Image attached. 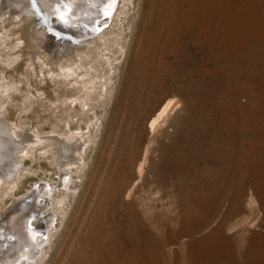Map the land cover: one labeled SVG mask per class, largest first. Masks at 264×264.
<instances>
[{"label":"rangeland","instance_id":"obj_1","mask_svg":"<svg viewBox=\"0 0 264 264\" xmlns=\"http://www.w3.org/2000/svg\"><path fill=\"white\" fill-rule=\"evenodd\" d=\"M132 1L131 22L111 27L119 5L98 33L120 30L122 44L113 33L109 49L94 51L95 59L86 54L87 68L98 60L105 76L114 66L108 57L119 64L106 110L104 97H91L90 105L67 100L59 110L42 88L55 99L56 87H64L47 80L49 86L41 73L29 85L16 68L0 63V83L8 77L20 89L0 95V112L17 128L15 139L51 135L60 121L77 134L87 133L100 116L103 123L91 148L89 142L81 146L90 158L75 183L71 211L57 224L47 263L264 264V0ZM14 19L0 20L1 30L12 33ZM38 30L34 22L28 40L21 38L26 60L19 70L31 72L25 64L32 57L45 70L65 62H54L38 45L37 38H46ZM101 91L108 92L104 86ZM172 97L181 108L170 124L151 131L154 114ZM50 149L38 145L17 164L26 175H16L12 190L1 185L0 213L37 182L59 181ZM66 179L62 189L71 184Z\"/></svg>","mask_w":264,"mask_h":264},{"label":"bare ground","instance_id":"obj_2","mask_svg":"<svg viewBox=\"0 0 264 264\" xmlns=\"http://www.w3.org/2000/svg\"><path fill=\"white\" fill-rule=\"evenodd\" d=\"M128 2L133 3L132 0L118 1L116 8L119 5L121 7H119L116 16L113 17L114 23L111 24V27L113 26L114 28L118 20L124 19L130 21L135 15L134 6H130ZM114 3L115 0H0V20L5 23L15 18L12 20L15 29L13 28L7 31H13L12 33L8 34L3 32L0 28V47L1 43H5L7 38H12V41L9 42L10 46L8 48H6V46L2 50L5 51V49H8V55L3 56L2 51H0V57L2 58L0 63L5 64V66L8 65L9 68H16L20 77L24 76V79L29 85L30 83L32 84L31 80L33 77L38 78L39 73H41L43 75V80L42 77H40L41 81H45L49 86L52 85L47 83V80L55 83L58 88L64 87L66 91H58L56 87L58 95L55 99L50 97L51 94H48V90V92L45 90L48 88L41 87L46 98L52 101L53 104H57L55 106H57L59 110L67 100L79 101L80 103L85 101L90 105L91 102L88 100H90L91 97L94 99H101V97H104L101 101H103L105 106L111 97V92H113L112 90L114 88L119 64H114L116 58L113 57V59L112 57H108L109 63L114 66L112 67L113 72L111 71V76H105L98 70V60H95V63H92V65L87 68L86 64H89L90 61H87L86 54H88L90 58L95 59L92 54L94 51H97L99 48L103 50L109 49V35L115 33V38L119 43L121 31L109 28L108 30L102 31V34H98L108 25L111 18L105 23L104 21L100 23H104L105 25L101 30L100 28L98 29L100 31H95L90 28L85 32L82 26L83 24H94L96 21L95 18H97L99 14H106ZM122 14H124L123 18ZM7 15H9V18L6 17ZM23 21H27L28 23L23 26L21 25ZM77 21H79L76 23L78 25H74ZM34 22L39 26L42 36L46 37L45 39L36 37L38 45L45 47V50L50 53L54 62L65 61L60 67L50 68L48 70L40 67L41 69H39L38 64L35 62L36 59L32 57L27 59L25 64L27 69L28 67L31 68V72L27 70L23 71L22 69L19 70L20 67L23 68L21 61L25 59L23 58L21 60V58L26 55L25 51L23 52V45H26L25 41L28 40L27 37L29 36L26 30L28 27L32 26ZM96 24L98 23L96 22ZM20 25L24 30L17 35L16 26ZM80 33L82 34L80 35ZM23 37H26V40H21ZM101 40L104 41L105 47L100 44ZM121 42L122 41H120V44H122ZM124 45H121L122 48H124ZM75 57H78V59L80 58V64L74 59ZM104 57V53L99 55V58ZM96 58L98 59V57ZM119 58L120 56L117 59ZM45 63L48 64L49 62ZM75 64L76 66L74 67L73 65ZM2 68H4V65H2ZM93 69L95 74L92 73ZM6 79L7 81L0 83V95L2 97L5 93L6 96H11V92L14 91L13 89L20 90L17 85L9 82L8 77ZM16 81L22 82L24 80L21 81L18 79ZM97 83H100L101 86L98 87V85H96ZM102 86L106 88V91H108L107 93L101 91ZM81 90L84 92L79 95ZM83 93L84 95H82ZM26 96L27 95H25V97ZM28 101H31V98ZM179 102L180 100L172 97L163 103L157 114H154V117L152 116L153 118L150 121L151 131H154L155 128L160 125L166 126L167 123L170 124L174 114H176L178 110L177 108H181ZM104 108L106 110V106ZM66 110L67 109H65V111ZM67 111L65 114H67ZM62 112L64 113V110ZM6 115L0 112V187L1 185H5L10 190L14 188L15 183L13 181L16 180V175H18V177L26 175L25 172H21V170L25 168L19 169L20 166L19 168L17 167L19 165L18 163H20V161H22L21 159L26 155H33L37 146L42 144L51 146V149L48 151L49 157L54 160L53 163L57 164L60 170L59 173L62 177L59 176V181L55 184L51 182H37L35 185H32L31 189L24 195L15 199L17 202L14 200L8 207L7 212L0 213V264H46L50 255H52V247L58 236L59 228L57 224L59 222L61 226L65 217L71 211L76 196L77 188L75 183L77 180L79 181L82 179L85 170V161L91 154H86L84 157L80 151L81 146L89 142L88 144L91 148L96 142L98 133H100V126L103 123L101 121L98 124L99 119H101L100 116L97 122L92 124L93 127L87 132L88 134H77L70 132L69 129H71V127L69 124L67 125V130L64 127V122L59 119L60 123L57 125L58 130H56L55 133L51 135H40L36 132L34 134H27L25 139L17 140L14 138V136H18L17 128L15 129L13 124L8 122ZM66 121L67 119L65 122ZM79 139L82 140V142ZM77 140H79L80 143ZM83 151H85L84 148ZM77 161H80L81 164H78ZM71 166L75 168V171L70 169ZM26 170L28 174H31L29 171L35 172L36 168H26ZM66 170L70 171L69 174L71 176L69 177L70 179L68 178L69 181L65 179L68 183L71 182V184H66V188L62 189L65 184L64 175L66 174ZM77 177L80 179H77Z\"/></svg>","mask_w":264,"mask_h":264},{"label":"water","instance_id":"obj_3","mask_svg":"<svg viewBox=\"0 0 264 264\" xmlns=\"http://www.w3.org/2000/svg\"><path fill=\"white\" fill-rule=\"evenodd\" d=\"M118 1H119V0H115L114 5L111 6V8L108 10V12H106V14H105V13H104L103 15L99 14V15L97 16V18H95L96 21H95L94 24H92V25L83 24L82 27H83L84 31L86 32V31L89 30L90 28L93 29V30H95V31H97L99 28H100V30H101V29L105 26L104 23L107 22V21L109 20V18H110V16H111L112 12L115 10ZM103 21H104V23L100 24V23L103 22ZM78 22H79V21L75 22L74 25H78V24H76V23H78ZM96 22H97L98 24H96ZM92 23H93V22H92ZM100 30H98V31H100ZM81 34H82V33H80V35H81Z\"/></svg>","mask_w":264,"mask_h":264}]
</instances>
